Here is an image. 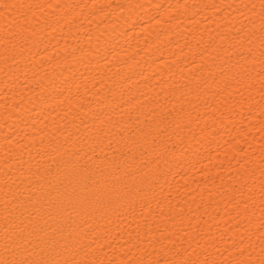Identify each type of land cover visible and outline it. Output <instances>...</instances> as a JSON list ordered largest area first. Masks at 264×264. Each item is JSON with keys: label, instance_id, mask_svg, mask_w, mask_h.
Instances as JSON below:
<instances>
[{"label": "bare ground", "instance_id": "1", "mask_svg": "<svg viewBox=\"0 0 264 264\" xmlns=\"http://www.w3.org/2000/svg\"><path fill=\"white\" fill-rule=\"evenodd\" d=\"M0 264H264V0H0Z\"/></svg>", "mask_w": 264, "mask_h": 264}]
</instances>
